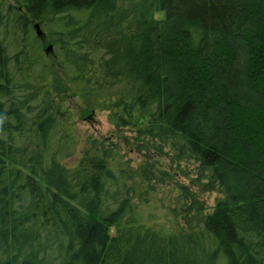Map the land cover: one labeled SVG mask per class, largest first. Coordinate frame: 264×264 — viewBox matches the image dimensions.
I'll return each instance as SVG.
<instances>
[{
  "label": "trees",
  "instance_id": "obj_1",
  "mask_svg": "<svg viewBox=\"0 0 264 264\" xmlns=\"http://www.w3.org/2000/svg\"><path fill=\"white\" fill-rule=\"evenodd\" d=\"M101 110L138 184L166 146L220 192L190 228L138 219L112 138L64 165ZM0 264H264V0H0Z\"/></svg>",
  "mask_w": 264,
  "mask_h": 264
},
{
  "label": "rangeland",
  "instance_id": "obj_2",
  "mask_svg": "<svg viewBox=\"0 0 264 264\" xmlns=\"http://www.w3.org/2000/svg\"><path fill=\"white\" fill-rule=\"evenodd\" d=\"M154 15L161 16L162 11L159 10ZM51 50V48L47 49L49 53ZM74 101L78 104L76 98ZM75 116L79 133L77 147L75 152L62 159V162L66 166L75 164L86 135L110 137L115 140L134 168L136 195L133 201L136 215L143 223L164 231H173L179 227L188 229L190 225L187 223L193 224L196 218L208 211L216 198L221 196L215 188L204 185L206 179L198 174L193 160L175 158L166 146L160 152L152 151L150 161H153V164L150 167L146 164V167L150 168L152 178L148 182L143 181L138 184L140 180L138 172L142 167L144 156L131 144H127L131 142L134 130L111 124L103 110L93 112L85 118ZM198 206L202 207V211L196 210ZM186 208L188 211L185 210Z\"/></svg>",
  "mask_w": 264,
  "mask_h": 264
},
{
  "label": "water",
  "instance_id": "obj_3",
  "mask_svg": "<svg viewBox=\"0 0 264 264\" xmlns=\"http://www.w3.org/2000/svg\"><path fill=\"white\" fill-rule=\"evenodd\" d=\"M34 28H35V31L37 34H41V29L39 28L37 22L34 23ZM51 48V45L50 44H47L45 49H50Z\"/></svg>",
  "mask_w": 264,
  "mask_h": 264
}]
</instances>
